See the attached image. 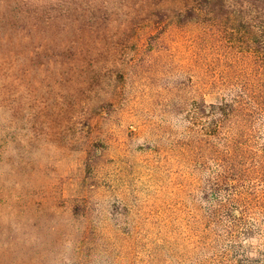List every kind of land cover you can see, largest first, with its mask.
Instances as JSON below:
<instances>
[{"label":"rangeland","instance_id":"obj_1","mask_svg":"<svg viewBox=\"0 0 264 264\" xmlns=\"http://www.w3.org/2000/svg\"><path fill=\"white\" fill-rule=\"evenodd\" d=\"M34 3L94 33L0 98V264H264L256 176L236 222L213 215L241 130L220 110L264 93V0ZM258 118L237 141L264 142Z\"/></svg>","mask_w":264,"mask_h":264},{"label":"trees","instance_id":"obj_2","mask_svg":"<svg viewBox=\"0 0 264 264\" xmlns=\"http://www.w3.org/2000/svg\"><path fill=\"white\" fill-rule=\"evenodd\" d=\"M56 16L57 13L52 17L47 6L37 5L34 0H0V98L10 94L15 83L20 81L25 82L27 87H30L32 79L36 78L50 83L52 76L49 78V75L64 76L69 65H74L86 55L83 34L88 38L94 31L55 30L62 24L61 19L55 18ZM89 21L96 24L97 18H90ZM46 94L42 90L40 99ZM253 95L248 98L238 96L230 101L225 100L220 110L226 119H237L239 116L235 114H239L240 120L235 123L241 129L238 130L237 138H231L233 147L231 146L229 162L223 170L229 174L223 177L224 189L228 192L227 198L219 202V210L213 213L217 217L224 212L223 216L230 220L228 224L236 222L239 218L232 212L230 203L235 197L242 199L243 191L237 189L242 187L244 179L256 176L255 180H248L247 183L258 185L260 182L264 188V142L257 143L252 148L244 140L243 143L241 140L237 141L243 137L253 117H259L257 121L261 119L264 123V93ZM259 135L256 136L258 140Z\"/></svg>","mask_w":264,"mask_h":264}]
</instances>
